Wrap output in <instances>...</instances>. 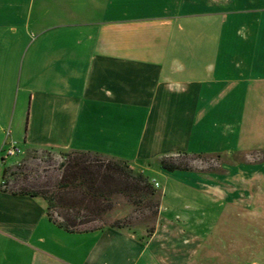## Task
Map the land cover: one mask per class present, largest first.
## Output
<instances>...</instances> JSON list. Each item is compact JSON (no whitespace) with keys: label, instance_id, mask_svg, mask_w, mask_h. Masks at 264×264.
<instances>
[{"label":"crops","instance_id":"0c3cea01","mask_svg":"<svg viewBox=\"0 0 264 264\" xmlns=\"http://www.w3.org/2000/svg\"><path fill=\"white\" fill-rule=\"evenodd\" d=\"M10 139L162 176L160 222L65 230L44 198L3 189ZM180 154L248 160L161 167ZM263 180L264 0H0V264H190L212 212Z\"/></svg>","mask_w":264,"mask_h":264},{"label":"rangeland","instance_id":"374dc122","mask_svg":"<svg viewBox=\"0 0 264 264\" xmlns=\"http://www.w3.org/2000/svg\"><path fill=\"white\" fill-rule=\"evenodd\" d=\"M66 154L67 152L27 150L20 157L10 158L8 166L21 165L23 168L19 174L9 177L10 187L14 190L21 187L36 190L39 186L48 190L53 189L63 170L61 163L66 159ZM244 160L248 158L241 154H180L173 159L183 169L197 171L207 177H211L213 173L223 175L226 172L225 164L239 165ZM129 165L133 171L138 172L131 164ZM144 174L150 178L156 190L153 199L141 200L133 192L131 187L133 182H126L121 178L113 184L114 193L103 201L105 213L91 225L107 226L119 222L124 230L133 235L142 237L151 235L160 222L164 178L153 175L156 181L162 183L156 186L153 177ZM157 202L159 206L156 205ZM90 207L94 205L90 204ZM220 209L218 217H214L212 212L213 218L206 220L207 225L214 226L206 229L208 231L202 236L201 248L190 264H264V180L245 197V200L224 203ZM67 212L76 215L78 209L66 210L59 207L52 211L56 219H60ZM80 213L81 216H86L89 210L81 209Z\"/></svg>","mask_w":264,"mask_h":264},{"label":"trees","instance_id":"16d2710c","mask_svg":"<svg viewBox=\"0 0 264 264\" xmlns=\"http://www.w3.org/2000/svg\"><path fill=\"white\" fill-rule=\"evenodd\" d=\"M36 151V150H33ZM174 158H163L160 165L168 171L185 170L180 167ZM63 168L56 180L55 187L48 190L43 186L30 190L21 187L14 190L10 187V176L17 175L23 169L21 165L4 168L3 180L6 181L5 191L13 194H26L40 196L47 202V211L50 220L60 227L71 232H85L101 229L105 226L91 225L105 213L104 202L107 196L113 194L114 183L124 178L126 182L132 181L133 192L142 200L153 199L156 190L150 178L143 172H135L126 160L104 156L88 151L67 152L66 159L61 163ZM90 204L94 207H90ZM159 206V202L156 204ZM77 208L76 215L66 213L60 219H56L52 211L55 208ZM89 210V214L81 216L80 210ZM83 225L84 227H78ZM88 225V226H85ZM90 225V226H89ZM114 228H123L119 222L107 225Z\"/></svg>","mask_w":264,"mask_h":264},{"label":"built area","instance_id":"2783aa9c","mask_svg":"<svg viewBox=\"0 0 264 264\" xmlns=\"http://www.w3.org/2000/svg\"><path fill=\"white\" fill-rule=\"evenodd\" d=\"M1 152L3 153V156L5 158L20 157L25 154L23 148L16 141H13L12 139L8 140V142L4 144ZM157 185L158 183H156V186ZM2 186L3 188H6L5 180L2 181Z\"/></svg>","mask_w":264,"mask_h":264}]
</instances>
